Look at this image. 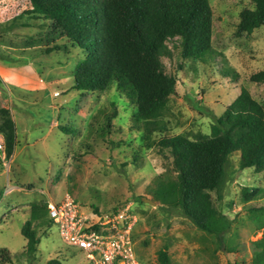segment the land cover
<instances>
[{"label": "rangeland", "instance_id": "rangeland-1", "mask_svg": "<svg viewBox=\"0 0 264 264\" xmlns=\"http://www.w3.org/2000/svg\"><path fill=\"white\" fill-rule=\"evenodd\" d=\"M210 3L214 60L198 62L190 70L191 62L182 60L175 42L168 44L172 55L163 58L168 73L177 78L176 94L169 98L165 113L169 135L192 139L210 135L215 117L243 86L264 104V82H250L253 75L264 72V27L249 36L236 34L239 14L251 6V0ZM24 9L22 0H0V108L10 110L18 140L10 159L0 153V250L6 249L11 259L0 264H48L54 259L61 264H91L81 250L63 242L54 224L50 229L37 228L41 243L34 260L25 254L27 241L21 231L32 205L60 202L66 195L84 211L131 205L140 217L134 249L143 264H159L157 251L169 239L172 264H250L252 242L262 234H254L248 213L264 206V173L241 170L239 153L230 157L223 212L233 223L231 238L238 245L234 254L214 252L212 240H205L188 220L162 210L158 203H137L140 197L151 200L154 180L159 175L174 176L172 168L144 148L143 134L132 129L137 109L125 97L115 90L83 93L72 88L82 60L77 51L45 54L36 47L26 48L28 39L42 32L43 26L35 19L15 23ZM227 66L239 75L238 81L222 72ZM40 85L43 88L38 90ZM113 112L112 132L106 140L99 139L97 133ZM62 125L75 132L63 133L58 128ZM244 188L258 189L252 200L243 199Z\"/></svg>", "mask_w": 264, "mask_h": 264}, {"label": "trees", "instance_id": "trees-1", "mask_svg": "<svg viewBox=\"0 0 264 264\" xmlns=\"http://www.w3.org/2000/svg\"><path fill=\"white\" fill-rule=\"evenodd\" d=\"M22 1L25 9L14 22L35 19L42 21L43 26L42 32L28 39L26 48L36 47L45 54L64 49L66 53L77 51L82 60L77 64L73 89L83 93L115 90L136 107L132 129L143 134L144 148L168 162L175 174L156 177L149 190L151 201L188 220L204 234L205 240H212L216 245L214 252L236 253L238 245L231 238L233 223L223 212L230 157L239 153L241 170L264 173V104L243 86L238 97L215 117L210 135L199 134L193 139L184 134L169 135L170 124L165 119L169 98L176 94L177 87L176 76L168 73L163 62L164 57L172 55L168 44H177L182 60L191 62L190 70L198 62L209 64L217 55L210 0ZM262 27L264 0H251V6L239 14L236 34L249 36ZM222 72L234 82L239 80L229 66ZM250 82H264V72L253 75ZM115 117L113 112L106 118L97 133L99 139L106 140L110 135ZM58 128L66 134L75 132L68 126ZM0 134L4 138L5 159H10L18 140L15 121L6 108H0ZM257 191L244 188L241 194L249 201ZM136 202L144 205L142 197ZM47 206L46 202L34 203L30 219L22 228L29 260H34L41 243L37 228L53 226ZM125 206L106 211L95 207L89 211L116 213ZM248 214L254 234H262L252 242L250 264H264V206L253 208ZM134 237L137 240L136 232ZM172 245L170 239L161 245L157 251L159 264H172ZM0 260L11 263L6 249L0 250ZM48 264L61 262L54 259Z\"/></svg>", "mask_w": 264, "mask_h": 264}, {"label": "built area", "instance_id": "built-area-1", "mask_svg": "<svg viewBox=\"0 0 264 264\" xmlns=\"http://www.w3.org/2000/svg\"><path fill=\"white\" fill-rule=\"evenodd\" d=\"M0 153L5 155L0 134ZM48 213L69 246L81 250L91 264H143L135 253V231L140 217L131 205L115 212L84 211L70 195L49 202Z\"/></svg>", "mask_w": 264, "mask_h": 264}, {"label": "water", "instance_id": "water-1", "mask_svg": "<svg viewBox=\"0 0 264 264\" xmlns=\"http://www.w3.org/2000/svg\"><path fill=\"white\" fill-rule=\"evenodd\" d=\"M143 201L146 202V203H149L151 205H155V203L149 199H146V198H143Z\"/></svg>", "mask_w": 264, "mask_h": 264}, {"label": "crops", "instance_id": "crops-1", "mask_svg": "<svg viewBox=\"0 0 264 264\" xmlns=\"http://www.w3.org/2000/svg\"><path fill=\"white\" fill-rule=\"evenodd\" d=\"M43 86H44V83H43ZM43 86L42 85H40L37 89L39 90V89H42L43 88ZM37 89H35V90H37Z\"/></svg>", "mask_w": 264, "mask_h": 264}]
</instances>
